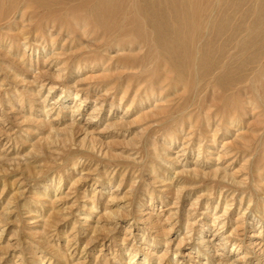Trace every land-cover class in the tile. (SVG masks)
I'll use <instances>...</instances> for the list:
<instances>
[{
  "label": "rangeland",
  "instance_id": "374dc122",
  "mask_svg": "<svg viewBox=\"0 0 264 264\" xmlns=\"http://www.w3.org/2000/svg\"><path fill=\"white\" fill-rule=\"evenodd\" d=\"M56 1L0 0V264H264V120L256 115L262 108L243 114L239 110L237 121L242 123L230 124L227 116L233 105L221 92L213 95L217 100L210 93L197 96L196 74L180 76L173 69L164 51L154 46L157 36L145 19L140 27L130 22L133 2L143 9V0H111L112 11L105 13L104 21L89 11L85 20L68 16L71 5ZM88 1L94 7L99 0ZM209 1L201 0L203 22L213 5ZM170 6L164 10L173 19ZM8 13L11 20L5 17ZM239 13L233 15L235 21L241 19ZM54 16L58 26L64 22L60 34L53 29L56 46L49 36L42 37ZM75 22L97 32L75 41L65 31L79 30ZM144 40L150 42L137 48ZM28 43L31 48L26 50ZM59 67L62 72L56 71ZM158 77L167 78L163 83L168 85L169 104L149 94L152 88L160 93ZM228 235L231 241L221 250L218 243Z\"/></svg>",
  "mask_w": 264,
  "mask_h": 264
},
{
  "label": "bare ground",
  "instance_id": "6f19581e",
  "mask_svg": "<svg viewBox=\"0 0 264 264\" xmlns=\"http://www.w3.org/2000/svg\"><path fill=\"white\" fill-rule=\"evenodd\" d=\"M52 1H56V0H52ZM61 1V0H60ZM58 1V2H60ZM65 1V0H64ZM164 2L162 3V1L160 0H143V9H139V8H136L135 7V2L134 3V15H132V17H130L131 19V23H134L132 25H137L140 27V23H141V20L145 22H148L149 25L151 27H149L150 29L152 28L153 30V34L155 36H157V38H155V44L154 46H157L159 47V49L161 48L164 53L167 55V57L169 58L170 62H171V66H173V69H175L180 76H184L185 73H189L191 71H193L195 74H196V78H195V81H194V91L196 93L197 96H199L200 94L204 93V94H207V93H210L212 94V96L218 92V93H222V95L225 97H222L224 98V100H227L229 101L228 103H232L233 106H231V109L229 111V117L227 116V120L231 123H236L238 122V118H239V115H240V112H247L246 110L250 111V112H254L256 109H259V108H262L260 111L261 112H258L256 115L259 117V120H260V117L262 118L263 117V120H264V38H262L264 36V0H254L251 1L253 2V4H245V1L246 0H210L209 3L212 2V6H210V9H209V13H208V16H207V19L205 22H203V18H202V12L203 10L205 9V5H203L201 3V0H163ZM57 2V1H56ZM67 3H69L71 6H69L68 8V11H67V14L66 15H72L73 18H75L76 15H80L84 18L86 14V12H90L91 14L97 16V19L99 17V21L102 19V21H104V17H107L105 15V13H109L112 11V4H111V0H99L96 4H94V7L93 6H90V2L88 0H67L65 1ZM74 2V3H73ZM245 5H248L247 8ZM248 2V0H247ZM250 2V0H249ZM61 3V2H60ZM72 3V4H71ZM132 3V4H133ZM62 4H66V3H63ZM137 4V3H136ZM141 5V4H140ZM169 5H171L170 7H172V17L173 19L169 18L168 15H167V11L164 10V8H169ZM210 5V4H209ZM25 6V5H23ZM207 6V5H206ZM15 7V6H14ZM17 7V5H16ZM102 7H106L108 9L104 10L102 9ZM245 7V8H244ZM11 8V7H10ZM21 8V7H20ZM19 8V9H20ZM111 8V9H110ZM7 9V8H6ZM3 10V9H2ZM9 10V8H8ZM16 10V9H15ZM22 10V8H21ZM116 10V9H115ZM238 10V11H237ZM241 10V12L239 11ZM4 11V10H3ZM13 11V10H11ZM50 11H53V10H50ZM86 11V12H85ZM233 11H237L241 17V19L243 18V20L241 21L238 20L240 17H237L238 21H235L234 18H233V15L236 17V14H238L237 12L233 13ZM11 15V12L10 10L8 11ZM24 12V11H23ZM116 12V11H115ZM115 12H113L115 14ZM4 13V12H3ZM2 13V14H3ZM9 13L8 15H6L5 17H7V19L9 18ZM18 13V12H17ZM21 13V12H20ZM45 13V12H44ZM42 14L41 16L43 17V15L45 16V14ZM51 13V12H50ZM48 13V14H50ZM85 13V14H84ZM14 14V13H12ZM23 15L25 14H28L25 12L22 13ZM21 14V15H22ZM32 14V13H30ZM47 14V12H46ZM54 14V13H53ZM56 14V13H55ZM54 14V15H55ZM64 14V13H63ZM20 15V16H21ZM29 15V14H28ZM26 15V16H28ZM51 15V14H50ZM61 15V14H60ZM59 14L56 15V16H60ZM70 15V16H71ZM89 15V14H88ZM105 15V16H104ZM125 15V14H124ZM130 15V14H129ZM3 16V15H1ZM13 16V15H12ZM19 16V15H18ZM53 16V15H52ZM77 16V17H78ZM22 17V16H21ZM62 17V16H61ZM3 17H1L2 19ZM24 18V17H23ZM55 19H52L48 22V20L46 22L47 25L45 26L46 29L43 33V36L42 37H45V36H49L50 38V41L53 43L52 45H54L56 43L55 39L56 37L54 36V33L57 31L59 34L61 32V30H64L63 28V24L64 22L62 21L61 23H63L62 25H57L56 24V19L57 17L54 16ZM5 19V18H4ZM6 19V20H7ZM10 19V18H9ZM14 19V18H13ZM17 19V18H16ZM20 19V18H19ZM18 19V21H19ZM26 19V17H25ZM30 19V18H29ZM33 19L32 22H35L34 21V18H31ZM39 19V17H38ZM122 19V18H121ZM3 20V19H2ZM11 20V19H10ZM61 20V19H60ZM73 20V19H72ZM82 20V18H81ZM85 20V18H84ZM233 20V21H232ZM26 21V20H25ZM31 21H27L28 24L31 23ZM52 21V22H51ZM67 21V20H66ZM70 21V20H69ZM79 21V20H78ZM3 22V21H2ZM20 22V21H19ZM74 21H71L70 24H74L73 23ZM86 22V21H85ZM140 22V23H139ZM24 23V22H23ZM39 23V22H38ZM59 22V24H61ZM83 22H81L82 24ZM15 24V23H14ZM17 24V23H16ZM21 24V23H20ZM26 23H24V26H25ZM32 24V23H31ZM30 24V25H31ZM44 24V22H43ZM42 24V25H43ZM75 24L77 25V27H75L76 29H79V30H76L74 28V30L76 31H69V30H65L67 31L66 34L69 35V38L71 36H74V38L76 39L77 36H82V35H89L90 36V31H93L94 32H97V31H94L95 29L92 28V30H88L87 27L89 25H87L86 27V24L87 23H84L83 25H81L79 22H75ZM90 24V23H89ZM98 24V23H96ZM121 24V23H120ZM128 24V23H127ZM13 25V24H12ZM37 25V24H35ZM34 25V27H35ZM131 25V24H130ZM131 25V27H132ZM148 25V24H147ZM18 26V25H17ZM16 26V27H17ZM58 26V27H57ZM75 26V25H74ZM105 26L108 27V24ZM136 26V28H137ZM10 27V26H8ZM23 27V24H21V27L19 26V28H22ZM44 27V28H45ZM71 27L73 28V26L71 25ZM129 27V28H131ZM143 27V26H142ZM1 28V27H0ZM12 28V27H11ZM27 28V27H26ZM29 28V27H28ZM38 28V27H37ZM40 28V27H39ZM38 28V29H39ZM57 28H60L59 30H57ZM66 28V27H65ZM128 28V29H129ZM8 29V28H7ZM6 29V30H7ZM10 29V28H9ZM32 29V28H31ZM55 29V30H53ZM94 29V30H93ZM124 29V28H123ZM133 29V28H132ZM148 29V30H150ZM4 30V31H6ZM12 30V29H11ZM14 30V29H13ZM23 30V29H21ZM122 30V29H121ZM142 30V29H141ZM9 30H7L8 32ZM16 31V30H14ZM38 31V30H37ZM80 31V33H78ZM11 32V31H10ZM24 32V31H23ZM56 32V33H57ZM138 34H139V29H138ZM143 32V31H141ZM148 32V31H146ZM3 33V32H1ZM14 33V32H13ZM29 33V32H28ZM92 33V34H93ZM100 33V32H99ZM135 33V32H134ZM145 33V32H143ZM152 33V32H151ZM17 34V33H15ZM21 34V33H20ZM23 34V33H22ZM27 34V33H26ZM57 34V35H59ZM79 34V35H78ZM91 34V35H92ZM103 34V33H102ZM131 35H133V33H130ZM136 34V35H138ZM25 35V34H23ZM30 35V34H29ZM32 35V34H31ZM36 35V34H35ZM42 35V33H41ZM71 35V36H70ZM94 35V34H93ZM105 35V34H104ZM126 35V34H125ZM129 35V34H128ZM140 35V34H139ZM148 35V34H147ZM150 35V34H149ZM6 36V35H5ZM14 36V35H13ZM62 36V35H61ZM60 36V37H61ZM84 36V37H85ZM102 36V35H101ZM107 36V35H106ZM143 36V35H142ZM1 37V35H0ZM3 37V36H2ZM8 37V36H7ZM15 37V36H14ZM22 37V35H21ZM24 37V36H23ZM22 37V38H23ZM55 37V38H54ZM105 37V36H104ZM122 37V36H121ZM120 37V39H121ZM138 38V36H136ZM16 38V37H15ZM21 38V39H22ZM36 38H40L39 35L37 36L36 35ZM83 39V36L81 37ZM97 38V37H96ZM101 38V37H100ZM141 37H139L140 39ZM145 38V37H144ZM20 39V40H21ZM25 39L26 37L22 40V42H25ZM30 39V38H29ZM32 39V38H31ZM42 39V38H41ZM62 39V38H61ZM60 39V40H61ZM73 39V38H71ZM95 39V38H94ZM94 39H90L91 41L94 40ZM106 39V37L104 38ZM118 39L119 41H122ZM143 39V37H142ZM17 40H18V37H17ZM34 40V39H33ZM40 40V39H39ZM44 40V39H43ZM65 40H67V38H65ZM89 40V39H88ZM96 40V39H95ZM101 41H103V39H100ZM4 41V40H3ZM2 41V42H3ZM12 41V40H10ZM14 41V40H13ZM16 41V40H15ZM77 41V39L75 40ZM101 41L99 42V44L101 43ZM139 41V40H138ZM145 41V40H144ZM2 42H0V46L3 45ZM7 42V41H6ZM41 42V41H40ZM58 42V40H57ZM61 42V41H60ZM65 42V41H64ZM69 42V41H68ZM71 42V41H70ZM80 42V41H79ZM97 42V41H96ZM116 42V41H115ZM125 42V41H124ZM150 42V41H148ZM148 42H139V47L137 48H141L144 47L145 45H147ZM191 42V43H190ZM33 43V42H32ZM36 43V42H35ZM46 43V42H45ZM44 43V44H45ZM49 43V41H48ZM66 43V42H65ZM95 43V41H94ZM98 43V42H97ZM95 43V45L97 44ZM117 43V42H116ZM115 43V45H116ZM130 43V42H129ZM17 44V43H16ZM21 44V42H20ZM39 44V43H38ZM50 44V43H49ZM63 44V43H61ZM68 44V43H67ZM72 44V43H71ZM81 44V43H80ZM93 44V43H91ZM119 44V42H118ZM124 44V43H123ZM138 44V43H137ZM151 44V43H149ZM153 44V43H152ZM151 44V47H153V45ZM19 45V44H18ZM27 45L26 47V50L27 48H31V46H29V43L28 44H25V46ZM47 45V44H46ZM79 45V44H78ZM93 45V47L95 46ZM128 45V43H127ZM134 45V44H133ZM9 48H10V45H8ZM56 46V45H54ZM61 46V45H60ZM68 46V45H67ZM71 46V45H70ZM120 48H122L120 45H118ZM125 46V45H124ZM64 47V46H62ZM74 47V46H73ZM131 47V46H130ZM146 47V46H145ZM8 50V51H11V50ZM17 48V47H15ZM14 48V49H15ZM54 48V47H53ZM70 48V47H69ZM113 48V47H112ZM156 48V47H155ZM34 49V48H33ZM46 49V48H44ZM61 49V48H60ZM64 49V48H63ZM78 49V48H77ZM81 49V47H80ZM79 49V50H80ZM92 49V48H91ZM125 49V48H124ZM130 49V48H129ZM132 49V47H131ZM152 49V48H151ZM2 50V48L0 49ZM5 50V51H6ZM25 50V49H24ZM23 50V51H24ZM35 50V49H34ZM38 50V49H37ZM95 50V49H94ZM123 50V49H122ZM135 50V49H134ZM21 51V49H20ZM63 51V50H62ZM65 51V50H64ZM69 51V49H68ZM68 51H66L68 53ZM76 49L73 51L74 53ZM84 51V50H82ZM19 52V51H17ZM48 52V51H47ZM70 52V51H69ZM24 53V52H22ZM55 53V52H54ZM59 53V52H58ZM56 53V54H58ZM91 53V52H90ZM98 53V52H97ZM20 54V53H19ZM26 54V53H25ZM23 54V56L25 55ZM61 53H59L58 55H60ZM72 54V53H70ZM81 54V53H80ZM18 55V54H17ZM53 55V54H51ZM63 55V54H61ZM87 55V54H86ZM27 56V55H26ZM57 56V55H56ZM81 56V55H80ZM79 56V57H80ZM107 56V55H106ZM105 58H109L106 57ZM60 57V56H59ZM63 57V56H62ZM91 57V56H90ZM93 57V56H92ZM98 57V56H97ZM139 57V56H138ZM23 58V57H22ZM27 58V57H26ZM71 58V57H70ZM82 58V57H81ZM87 58V57H86ZM96 58V57H95ZM102 58V56H101ZM111 58V57H110ZM109 58V59H110ZM132 58V57H131ZM137 58V57H136ZM165 58V57H164ZM48 59V58H47ZM46 59V60H47ZM65 60H69V57L67 58H64ZM63 59V60H64ZM32 60V59H31ZM45 60V61H46ZM54 60V59H53ZM57 60V59H56ZM62 60V62H64ZM77 60V58H76ZM79 60V59H78ZM97 60V59H96ZM111 60V59H110ZM168 59H166L167 61ZM49 60H47L46 62H48ZM51 61V60H50ZM80 61V60H79ZM82 61V60H81ZM80 61V62H81ZM84 61V60H83ZM99 61V60H98ZM113 61V60H112ZM134 61V60H133ZM136 61H138L136 59ZM141 61V60H140ZM139 61V62H140ZM165 61V60H164ZM31 62V61H29ZM44 62V63H46ZM58 62V60H57ZM56 62V63H57ZM107 62V61H106ZM116 62V61H115ZM135 62V61H134ZM54 63V62H53ZM53 63H51L53 65ZM55 63V64H56ZM65 63H67L65 61ZM70 63V62H69ZM84 63V62H83ZM88 63V61H87ZM100 63V62H99ZM105 63V62H104ZM113 63V62H112ZM133 63V62H132ZM131 63V64H132ZM161 63V62H160ZM120 64L122 65V63H119L118 65L120 66ZM130 64V65H131ZM136 64V62L134 63ZM60 65V64H59ZM63 65V64H61ZM77 65V64H76ZM110 65V63H109ZM108 65V67H109ZM113 65V64H111ZM116 65V64H115ZM127 65V64H126ZM125 65V66H126ZM138 65V64H136ZM141 65V64H140ZM38 66V65H37ZM56 66V65H55ZM67 66V65H66ZM82 66V65H81ZM100 66V65H99ZM124 66V65H122ZM58 67V66H57ZM78 67V66H77ZM76 67V68H77ZM90 67V66H89ZM104 67V66H103ZM116 67V66H115ZM113 67V69L115 68ZM131 67V66H130ZM135 66H132L131 68H134ZM139 67V66H138ZM54 68V67H53ZM95 68V67H94ZM93 68V69H94ZM100 68V67H99ZM106 68V67H104ZM144 68V67H143ZM167 68V67H166ZM64 69V68H63ZM97 69V68H96ZM112 69V68H111ZM140 69V68H139ZM157 69L159 70V67H157ZM44 70V69H43ZM47 70V69H46ZM55 70V69H54ZM67 70V69H66ZM65 70V71H66ZM105 70V69H103ZM102 70V71H103ZM125 70V69H124ZM139 71L138 68L135 69V71ZM145 70V69H144ZM157 70V71H158ZM56 71H60L62 72L63 70L59 67L56 69ZM70 71V69H69ZM109 71H110V74H109ZM108 74L111 75V73H113L112 71L113 70H110L109 69ZM117 71V70H116ZM115 71V72H116ZM133 71V70H132ZM131 71V72H132ZM167 71V70H166ZM46 72V71H45ZM45 72H44V75H45ZM57 72V73H58ZM73 72V70H72ZM81 72V71H80ZM106 72V71H105ZM126 72H129V71H126ZM140 72V71H139ZM148 72V70H147ZM176 72V73H177ZM54 73V72H53ZM56 73V72H55ZM55 74L57 75V77L59 76L58 74ZM177 73V74H178ZM116 74H119V72H116ZM116 74H113V75H116ZM159 74V73H158ZM166 74V73H165ZM49 75V74H48ZM61 75V73H60ZM109 75H107L109 77ZM64 76V75H63ZM145 76V75H144ZM157 76V75H156ZM174 76V75H173ZM53 76L51 75V78ZM104 77V76H103ZM138 77V76H137ZM171 77V76H170ZM177 77V76H176ZM47 78V77H46ZM54 78V77H53ZM144 78V77H143ZM147 78V77H145ZM157 78V77H156ZM183 78V77H182ZM55 79H60L59 78H55ZM104 79V78H103ZM128 79H131V78H128ZM148 79V78H147ZM167 79V78H165ZM165 79H160L158 77V79H156V84L159 86V88L161 89L160 90V93L156 94L154 92V88L152 89H148L149 90H152L149 94H151V97H153V99L156 101V100H162V101H168L167 99L168 98V92L167 89H168V85H165L163 82ZM64 80V79H63ZM113 80V79H112ZM182 82L184 80L180 79ZM179 80L180 83H182L181 81ZM142 81V80H141ZM140 81V82H141ZM147 80L145 79V82ZM170 81V79H169ZM113 82V81H112ZM132 82V80H131ZM138 82V80L136 81ZM153 82V81H152ZM168 82V81H167ZM55 83V82H54ZM114 83V82H113ZM134 83V82H133ZM139 83V82H138ZM147 83V82H146ZM149 83V81H148ZM155 83V82H154ZM59 84V83H58ZM136 84V83H135ZM141 84V83H140ZM144 84V83H143ZM176 84V83H175ZM179 84V83H178ZM193 84V83H192ZM56 85V84H55ZM95 85V84H94ZM107 85V84H106ZM109 85V84H108ZM137 85V84H136ZM145 85V84H144ZM53 86V85H51ZM58 86V85H56ZM87 86V85H86ZM93 86V85H92ZM111 86V85H110ZM152 86V85H151ZM183 86V85H182ZM186 86V85H185ZM66 87V86H65ZM109 87V86H108ZM157 87V86H156ZM53 88V87H52ZM51 88V89H52ZM97 88V87H96ZM141 88V87H140ZM143 88V87H142ZM146 88V87H145ZM180 88V87H179ZM88 89V88H87ZM130 89V88H129ZM109 90V89H108ZM172 90V89H171ZM174 90V89H173ZM172 90V91H173ZM177 90V89H176ZM190 90V89H189ZM189 90H186L185 91L188 93ZM78 91V90H77ZM111 91V89L109 90V92ZM145 92H147V90L145 89L144 90ZM143 91V92H144ZM159 91V90H158ZM179 91V89H178ZM184 91V92H185ZM107 92V91H106ZM176 92V91H175ZM174 92V93H175ZM108 93V92H107ZM105 93V94H107ZM127 93V92H126ZM170 93V92H169ZM182 92H180L181 94ZM68 94V93H67ZM75 94V93H74ZM77 94V97H78V93ZM125 94V92H124ZM123 94V95H124ZM137 94V93H136ZM147 94V93H146ZM145 94V95H146ZM172 94V93H171ZM179 94V92L177 93ZM175 94V96L177 95ZM80 95V94H79ZM209 95V94H208ZM243 95H246V97H243ZM248 95V96H247ZM137 96V95H136ZM140 96V95H139ZM172 96V95H171ZM178 96V95H177ZM211 96V95H210ZM19 97V96H18ZM76 97V96H75ZM174 97V96H173ZM183 97V95L181 96V98ZM201 97V96H200ZM206 97V96H205ZM214 97V96H213ZM216 97H217V94H216ZM216 97H214L216 99ZM142 98V97H141ZM172 98V97H171ZM210 99L212 104L211 105H214L213 101H215V99ZM79 99V98H78ZM84 99V98H83ZM137 99V98H136ZM147 99V98H146ZM201 99V98H199ZM207 99V98H205ZM133 100V99H132ZM135 100V99H134ZM178 100V99H177ZM217 100V99H216ZM220 99H218L219 101ZM68 101V100H67ZM150 101V100H149ZM148 101V102H149ZM185 101V99H184ZM197 101V100H196ZM200 101V100H199ZM203 101V100H202ZM206 101V100H205ZM223 101V100H222ZM260 102V105H258V102ZM57 102V101H56ZM138 102V101H137ZM151 102V101H150ZM159 102V101H158ZM176 102V100H175ZM209 102V100H208ZM80 105H78L77 107L79 109H81V102H79ZM134 103V101H133ZM132 103V104H133ZM141 103V102H140ZM143 103V102H142ZM145 103H146V100H145ZM161 104H164L160 101ZM165 103H168V102H165ZM170 103V102H169ZM168 103V104H169ZM173 103V102H172ZM197 103V102H196ZM201 103V102H200ZM206 103V102H205ZM226 103V102H225ZM192 104V103H191ZM194 104V102H193ZM209 104V103H208ZM156 106V104H154ZM176 105V104H175ZM173 105V106H175ZM195 105V104H194ZM206 105V104H205ZM226 105H229V104H226ZM169 106V105H168ZM167 106V107H168ZM190 106V105H189ZM193 106V105H191ZM216 106V105H215ZM214 106V107H215ZM143 107V106H142ZM156 107H159V106H156ZM165 106H163V109ZM166 107V109H167ZM198 107V106H197ZM211 107V106H210ZM223 107V106H222ZM230 107V106H229ZM62 108V107H61ZM202 108V107H201ZM226 108V106H225ZM225 108H222V110ZM161 109V110H163ZM173 109V108H171ZM208 109V108H207ZM219 109V108H218ZM217 109V110H218ZM229 109V108H228ZM226 109V110H228ZM96 110V109H94ZM100 110V108H99ZM159 110V109H158ZM157 110V112H158ZM216 110V109H215ZM223 110V112H224ZM225 110V111H226ZM239 110H241L239 112ZM47 111V110H45ZM73 111V110H72ZM75 111V110H74ZM77 111V110H76ZM79 111V110H78ZM97 111V110H96ZM95 111V112H96ZM166 111V110H165ZM191 111V110H189ZM208 111V110H207ZM211 110H209L208 112H210ZM220 111V109H219ZM94 112V113H95ZM145 112V111H144ZM143 112V113H144ZM151 111L149 110V113ZM156 112V111H155ZM170 112V110H169ZM61 112H59L58 114L60 115ZM73 113V112H72ZM98 113V112H97ZM159 115H160V112H158ZM167 111L165 112V115ZM191 112H189L190 114ZM193 113V112H192ZM215 113V112H214ZM217 113V112H216ZM221 113V112H220ZM226 113V112H225ZM48 114V113H46ZM68 114V113H67ZM76 114V113H74ZM145 114L147 115V111L145 112ZM207 114V113H206ZM249 114V113H248ZM188 115V114H187ZM186 115V116H187ZM217 115V114H216ZM223 115V113H222ZM247 115V113L245 114ZM243 115V116H245ZM255 115V114H253ZM48 116V115H47ZM74 116V115H73ZM207 116V115H206ZM205 116V117H206ZM210 116V114L208 115ZM207 116V117H208ZM248 116V115H247ZM245 116V117H247ZM70 117V116H69ZM90 117V116H89ZM188 117H191V116H188ZM187 117V118H188ZM215 117V115H214ZM219 117V116H218ZM67 118V117H66ZM74 118V117H73ZM183 118V117H182ZM181 118V119H182ZM216 118V117H215ZM248 118V117H247ZM257 118V117H255ZM192 118L186 120V121H189L191 120ZM210 118L208 117V119L206 118L205 120H208V122L210 121L209 120ZM221 119H222V116H221ZM220 119V120H221ZM246 118H244L245 120ZM89 120V119H88ZM195 119H193L192 121H194ZM204 120V121H205ZM219 120V119H218ZM219 120V121H220ZM243 120V119H242ZM223 121V120H222ZM222 121L220 123H222ZM246 121V120H245ZM76 122V121H75ZM180 122V121H179ZM226 122V120H225ZM73 123V122H72ZM191 123V121H190ZM196 122H194L195 124ZM219 123V122H218ZM239 123V122H238ZM242 123V122H241ZM239 123V124H241ZM251 123V122H250ZM45 124V123H44ZM76 124V123H75ZM80 124V123H79ZM179 124V123H178ZM181 124V122H180ZM192 124V125H194ZM197 124V123H196ZM216 124H217V121H216ZM243 124H244V121H243ZM246 124V123H245ZM244 124V125H245ZM212 125V124H211ZM183 126V124L181 125V127ZM219 126V125H218ZM231 126V125H229ZM249 126H251V124H249ZM71 127V126H70ZM192 127V126H191ZM195 127V126H193ZM192 127V128H193ZM223 127H226V126H223ZM207 128V127H205ZM218 128V127H217ZM216 128V129H217ZM232 128V127H231ZM239 128V126H238ZM252 128V127H251ZM255 128V127H254ZM75 129V128H74ZM215 129V130H216ZM219 129V128H218ZM217 129V130H218ZM233 129V128H232ZM208 130V129H207ZM221 130V129H219ZM251 130V129H250ZM187 132H190V131H187ZM216 132V131H215ZM248 132V131H247ZM246 132V133H247ZM253 132H255L253 130ZM252 132V133H253ZM242 132H239L238 134H240ZM251 133V135H252ZM237 134V135H238ZM250 134V132H249ZM172 135V134H171ZM169 135V136H171ZM174 135V134H173ZM172 135V137H173ZM253 135H255L254 137L256 138V132L253 133ZM188 136V134H187ZM243 139L246 137L242 136ZM251 137V136H250ZM258 137V136H257ZM248 138V137H247ZM261 138V137H260ZM189 139L190 136H189ZM249 139V138H248ZM251 139V138H250ZM254 140V139H252ZM191 141V140H190ZM189 141V142H190ZM247 141V140H245ZM249 142L251 140H248ZM49 142V140L47 141ZM57 142V141H56ZM66 142V141H65ZM189 142H187L189 145ZM256 142V141H255ZM52 143V142H51ZM246 143V142H245ZM248 143V142H247ZM48 144V143H47ZM54 144V143H53ZM66 144V143H64ZM69 144V143H68ZM186 144V143H185ZM249 144V143H248ZM49 145V144H48ZM225 146V145H223ZM245 146V144H244ZM252 146V145H251ZM53 148V147H52ZM153 151V149H152ZM213 151V150H212ZM228 153V151H227ZM219 154V153H218ZM223 155V153H222ZM225 155V154H224ZM220 156V155H219ZM218 156V157H219ZM222 157V156H220ZM219 157V158H220ZM75 165V164H74ZM77 165V164H76ZM75 165V166H76ZM74 166V167H75ZM224 170V169H223ZM226 170V169H225ZM83 172V171H82ZM81 172V173H82ZM248 174V173H247ZM254 174V173H253ZM252 176V175H251ZM226 178V176L224 175L223 178ZM224 178V179H225ZM228 178V177H227ZM85 179V178H84ZM223 179V180H224ZM249 179V178H248ZM62 180V179H61ZM228 181V179H225ZM241 181V180H240ZM240 181L238 182V184L240 183ZM243 181V180H242ZM245 181V180H244ZM248 181V180H247ZM76 182V181H75ZM74 182V183H75ZM246 182V181H245ZM255 181H253L254 183ZM237 184V182H236ZM242 184V183H240ZM239 184V185H240ZM61 186V185H59ZM73 186V185H71ZM218 188V187H217ZM256 188H258L256 186ZM230 191V190H229ZM232 191V190H231ZM230 191V192H231ZM237 192V191H236ZM68 195V192L66 193ZM221 194V193H220ZM235 195V194H233ZM61 196V195H60ZM59 196V197H60ZM221 196V195H219ZM56 197V196H55ZM227 197V196H226ZM243 197V196H242ZM111 198V196H110ZM109 198V199H110ZM116 198V197H115ZM228 198V197H227ZM249 198V197H248ZM247 198V199H248ZM259 198V197H258ZM57 199H59L57 197ZM57 199L54 200L55 202H57ZM49 200V199H48ZM226 200V199H225ZM242 200V199H241ZM250 200V199H249ZM248 200V201H249ZM62 201V200H60ZM60 201H58L60 203ZM48 202V201H47ZM50 202V200H49ZM226 202H228L226 200ZM253 202V201H252ZM251 203H249L248 206H250ZM263 202V201H262ZM51 203V202H50ZM230 203V201H229ZM261 203V202H260ZM45 204V203H43ZM42 204V205H43ZM93 204V203H92ZM243 204V202H242ZM264 204V203H263ZM44 206V205H43ZM50 206V205H49ZM55 206V205H54ZM95 206V205H94ZM129 206V205H128ZM226 206V205H225ZM247 206V207H248ZM259 206V204L257 205ZM264 206V205H263ZM126 207V206H125ZM124 207V208H125ZM218 207V205H217ZM242 206H240L239 208H241ZM45 208V207H44ZM52 208V207H51ZM50 208V209H51ZM107 208V207H106ZM105 208V209H106ZM109 208V207H108ZM227 208V207H225ZM57 209V208H56ZM91 209V208H90ZM40 210V209H39ZM53 210V209H51ZM123 210V208H122ZM132 210V209H130ZM129 210V212H130ZM48 211V210H47ZM46 211V212H47ZM93 211V210H92ZM95 211V210H94ZM105 211V210H104ZM247 211V210H246ZM264 211V210H263ZM52 212V211H51ZM108 212V211H107ZM105 212V213H107ZM124 212V211H123ZM128 212V213H129ZM217 212V211H216ZM58 213V212H57ZM60 213V212H59ZM62 213V212H61ZM125 213H126V210H125ZM126 213V214H128ZM227 213V211H226ZM241 213V212H240ZM246 213V212H245ZM243 213V214H245ZM56 214V212H55ZM136 214V213H135ZM217 214V213H216ZM241 214V215H243ZM54 215V214H53ZM59 215V214H58ZM63 215V214H62ZM131 215V214H130ZM221 215H224V214H221ZM227 215V214H225ZM246 215V214H245ZM124 216V215H122ZM127 215H125V218H126ZM215 216V215H214ZM244 216V215H243ZM107 218H109L108 216H106ZM129 217V216H127ZM221 217V216H219ZM223 217V216H222ZM54 218V217H53ZM218 218V217H217ZM50 219V218H49ZM55 219V218H54ZM216 220V219H215ZM54 221V220H52ZM214 221V220H213ZM243 221V220H242ZM50 222V221H49ZM97 222V221H96ZM217 222V221H216ZM224 222V221H222ZM226 222V221H225ZM214 223V222H213ZM212 223V224H213ZM244 223V221H243ZM47 224V223H45ZM50 225H51V222H50ZM215 225V224H214ZM217 225V224H216ZM237 225V224H236ZM242 225V224H240ZM224 226V225H223ZM223 226H220V228H222ZM238 226V225H237ZM216 227V226H215ZM240 227V226H239ZM238 227V228H239ZM114 228V227H113ZM224 228V227H223ZM237 227H235L236 229ZM236 229V231H238L239 229ZM110 229V228H109ZM116 229V228H115ZM111 230V229H110ZM114 230V229H113ZM171 230V229H170ZM214 230V228H213ZM218 230V229H217ZM233 230V229H232ZM235 233L234 234H237V232L235 230H233ZM133 232V231H132ZM134 233V232H133ZM217 233V231H216ZM215 234V233H214ZM218 234V233H217ZM221 234V233H220ZM230 235V234H229ZM228 235V236H229ZM218 236V235H217ZM216 237V235L214 236ZM204 239V238H203ZM207 239V238H206ZM214 239V238H213ZM199 240V239H198ZM230 240V236L228 238H221L220 239V244L221 246V250L222 248H226L227 247V244L231 241ZM205 241V240H204ZM171 242V241H170ZM206 242V241H205ZM142 243V242H141ZM144 243V242H143ZM200 243V242H199ZM243 243V242H242ZM203 244V242H202ZM204 245V244H203ZM230 245V244H229ZM236 244L234 243L232 248H234ZM238 245V244H237ZM206 246V245H205ZM208 246V245H207ZM239 246V245H238ZM237 246V247H238ZM213 247V246H212ZM240 248V247H238ZM205 249H209L207 247H205ZM241 249V248H240ZM210 251V250H209ZM216 251V250H215ZM218 251V250H217ZM231 252V251H230ZM210 253V252H209ZM216 254H218L216 252ZM238 255V254H236ZM216 256V255H215ZM225 256V255H224ZM229 255H227L228 257ZM147 257V256H146ZM217 257V256H216ZM226 257V256H225ZM244 255L242 256V258L239 260H242L244 259L243 258ZM221 258V257H220ZM229 258V257H228ZM132 259V258H131ZM222 259V258H221ZM246 259V258H245ZM132 261V260H130ZM227 261V260H226ZM147 262V261H146ZM220 262V264H227L228 262H225V261H222L219 260L218 263ZM248 263V262H247ZM177 264V263H176Z\"/></svg>",
  "mask_w": 264,
  "mask_h": 264
}]
</instances>
